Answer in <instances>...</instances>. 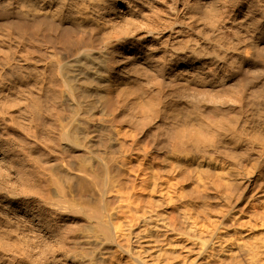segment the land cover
<instances>
[{
    "label": "bare ground",
    "instance_id": "bare-ground-1",
    "mask_svg": "<svg viewBox=\"0 0 264 264\" xmlns=\"http://www.w3.org/2000/svg\"><path fill=\"white\" fill-rule=\"evenodd\" d=\"M0 264H264V0H0Z\"/></svg>",
    "mask_w": 264,
    "mask_h": 264
}]
</instances>
